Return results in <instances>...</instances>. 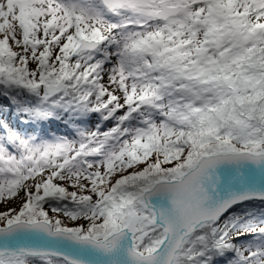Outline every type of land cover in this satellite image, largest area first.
I'll return each mask as SVG.
<instances>
[{
	"label": "snow or ice",
	"instance_id": "6c2138e0",
	"mask_svg": "<svg viewBox=\"0 0 264 264\" xmlns=\"http://www.w3.org/2000/svg\"><path fill=\"white\" fill-rule=\"evenodd\" d=\"M0 97L69 129L0 119V264H264V0H0Z\"/></svg>",
	"mask_w": 264,
	"mask_h": 264
},
{
	"label": "trees",
	"instance_id": "16d2710c",
	"mask_svg": "<svg viewBox=\"0 0 264 264\" xmlns=\"http://www.w3.org/2000/svg\"><path fill=\"white\" fill-rule=\"evenodd\" d=\"M0 105H9V101L4 97H0ZM9 107L11 106L9 105ZM94 118L95 117H93V119ZM0 119L6 120L8 124L14 127L15 129H18L21 132L32 134V135L39 134V131L60 132V131H66L68 129L65 127V125L62 122H53V123H49L43 126L36 125L33 128L25 123H22L21 122L22 117L15 115L13 111H9L6 114L3 112H0Z\"/></svg>",
	"mask_w": 264,
	"mask_h": 264
},
{
	"label": "rangeland",
	"instance_id": "374dc122",
	"mask_svg": "<svg viewBox=\"0 0 264 264\" xmlns=\"http://www.w3.org/2000/svg\"><path fill=\"white\" fill-rule=\"evenodd\" d=\"M96 119H94L93 120V122L95 121ZM65 132H67V130L65 131ZM45 133V132H44ZM61 134V132H57V133H49L48 135H46V133L45 134H42L41 136H44V137H51V136H57V135H60ZM40 136V135H39Z\"/></svg>",
	"mask_w": 264,
	"mask_h": 264
}]
</instances>
